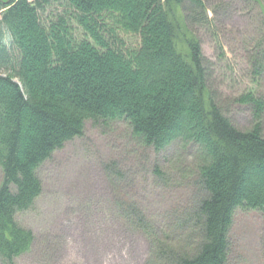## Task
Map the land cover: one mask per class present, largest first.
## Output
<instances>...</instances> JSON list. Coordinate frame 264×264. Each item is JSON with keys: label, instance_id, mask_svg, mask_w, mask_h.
Masks as SVG:
<instances>
[{"label": "trees", "instance_id": "obj_1", "mask_svg": "<svg viewBox=\"0 0 264 264\" xmlns=\"http://www.w3.org/2000/svg\"><path fill=\"white\" fill-rule=\"evenodd\" d=\"M54 5L62 11L46 17ZM208 11L204 0H0L3 260L14 264L31 250L34 235L16 217L42 194L38 169L82 137L86 122L124 120L157 152L181 141L204 153L203 199L178 223L193 230L196 245L163 253L161 264L227 263L236 211L264 212V98L250 88L229 100L251 111L247 131L225 115L193 30L215 26ZM261 24L258 38L243 43L257 88L264 80V14Z\"/></svg>", "mask_w": 264, "mask_h": 264}, {"label": "rangeland", "instance_id": "obj_2", "mask_svg": "<svg viewBox=\"0 0 264 264\" xmlns=\"http://www.w3.org/2000/svg\"><path fill=\"white\" fill-rule=\"evenodd\" d=\"M204 2L215 26L193 30L225 115L238 130L247 131L253 125L251 111L229 100L250 88L264 98V80L258 88L251 82L243 44L261 33L264 0L250 8L236 0ZM58 10L62 7L54 5L45 16ZM125 41L138 43L136 38ZM219 45L226 58L219 59ZM203 154L181 141L160 152L145 147L124 120L86 122L82 137L38 169L42 194L16 217L34 242L14 264H161L163 253L191 250L197 237L178 223L203 199L198 178ZM2 181L0 168V187ZM228 240L226 264H264V212L237 210ZM0 264L8 263L0 257Z\"/></svg>", "mask_w": 264, "mask_h": 264}]
</instances>
